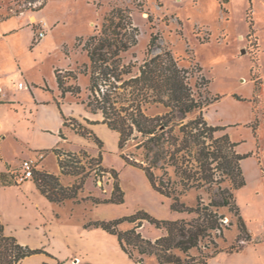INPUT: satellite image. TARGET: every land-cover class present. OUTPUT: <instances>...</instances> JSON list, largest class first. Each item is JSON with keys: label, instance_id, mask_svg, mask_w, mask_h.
I'll return each mask as SVG.
<instances>
[{"label": "rangeland", "instance_id": "1", "mask_svg": "<svg viewBox=\"0 0 264 264\" xmlns=\"http://www.w3.org/2000/svg\"><path fill=\"white\" fill-rule=\"evenodd\" d=\"M114 9L127 11L138 28L137 45L123 55L124 63L135 65V71L147 58L152 35L158 36L155 54L168 50L179 61L180 67L202 68V74L209 80V93L206 96L211 100L220 97L219 101L204 110V119L212 126L227 127L226 132L238 144L237 151L247 155L242 161L246 186L236 191L235 195L239 207L243 209L244 219L257 236L264 230V224L260 222L264 218V0H0V66L4 75H24L18 79L17 87L19 82H33L56 88L54 69L61 68L59 74L67 85L81 88L78 97L67 94L70 99L74 103L86 101L90 86V77L86 74L89 68L86 67L90 63L83 46L100 31L105 17ZM44 18L51 24L49 27L43 22ZM40 31H44L45 37H48L39 45L42 41ZM75 76L76 80L73 79ZM22 96L29 101L28 92L25 91ZM36 96L39 99L53 98L52 93L43 90H38ZM72 108L77 114L84 109L76 104ZM149 113L155 115L164 111L153 107ZM197 115H189L185 122L195 119ZM53 119L55 122L56 118ZM74 119L77 122L63 132L68 139L67 144L59 149L66 155L59 157L55 150L49 151L56 155L61 175L57 177L43 170L31 182L38 186L40 175H52L58 178V188L77 192L76 199L66 200L63 204L69 203L72 209L81 213L84 225L132 216L139 211L162 220L155 216L163 214L161 203L168 206L166 213L170 217H177V220L191 217L186 213L172 212L170 200L164 196L160 203L151 197L144 183L145 173L123 158L126 155L138 162L144 159L143 151L137 148L138 142L133 137L120 150L117 132L105 126L92 127L102 141L100 148L94 140L87 138L90 146L100 151L99 155H93L85 147H80L86 143V137L72 128V125H89L83 118ZM70 132L77 134L72 141H69ZM0 151L9 161H15L20 155L19 146L13 139L1 144ZM103 151L108 157L105 163ZM61 159L67 163L65 170L60 166ZM20 161L8 167L7 172L8 182L17 186ZM54 163V158L48 157L47 164L53 167ZM122 167H126V170ZM113 170L118 173L120 186L125 193V202L120 205L104 203L114 191ZM254 189L253 196L250 192ZM198 195L199 192L191 191L182 200L189 206H195ZM154 197L158 198V194ZM22 200L25 198L19 190L3 193L2 209L7 223L5 233L16 237L20 243L25 242L21 244L31 249H43L48 245L47 237L33 229H23L34 221L33 216L37 217L38 212L29 204L22 205ZM70 206L66 209L70 210ZM46 207L47 204L41 205V210L47 215ZM222 213L226 215L225 222L232 223L225 232L226 241L220 242L222 248L228 249L237 244L240 231L234 215L228 210ZM133 226L125 223L120 230L126 231ZM139 231L150 240L163 236L162 230L148 222H144ZM109 250L105 257L103 254L98 256L97 252L92 261L136 264L118 246ZM50 257L52 255L47 251V258L31 257L26 264H60L58 261H48ZM66 264L94 263L76 258L66 261ZM146 264H156V261L147 259Z\"/></svg>", "mask_w": 264, "mask_h": 264}, {"label": "trees", "instance_id": "2", "mask_svg": "<svg viewBox=\"0 0 264 264\" xmlns=\"http://www.w3.org/2000/svg\"><path fill=\"white\" fill-rule=\"evenodd\" d=\"M138 36V28L127 11L114 9L105 17L100 31L83 46L90 63L86 67L90 77L89 95L83 104L89 112L101 114L102 124L119 134L120 150L132 137L138 142L137 148L143 151L144 159L138 162L126 155L123 158L145 172L152 188L170 200L172 212L191 217L159 220L139 211L116 220L90 222L84 227L102 229L117 237L121 250L136 264H146L147 259H154L156 264H208L220 254L242 252L245 244L252 243V236L235 193L246 186L242 161L247 155L237 151L238 144L226 132L227 127L210 125L203 114L220 97L211 100L206 96L209 80L201 67H180L168 50L155 54L157 35H152L147 58L136 71L135 65L125 64L123 55L137 45ZM56 79L61 99L67 94L80 96L81 88L68 86L59 70ZM153 107L161 108L164 113L150 114ZM195 113H198L195 119L185 122ZM85 121L89 126L72 125L73 130L94 140L101 148L102 141L92 130L99 122ZM73 122L77 120L65 118L64 127H70ZM60 136L66 139L62 132ZM55 151L59 157L66 155L59 149ZM60 166L65 170L67 163L61 159ZM112 173L114 191L104 203L120 205L125 202V193L118 173L114 170ZM38 180V189L52 203L63 204L77 197V192L58 188L57 177L40 175ZM8 184L6 174H0V189ZM191 191L199 192L195 206L182 200ZM223 210L234 215L240 231L237 244L228 249L220 245L226 241L225 232L232 225L225 222ZM144 222L162 230L163 236L156 240L145 238L139 231ZM125 223L134 226L120 230ZM43 253L47 254L44 249H31L7 235L0 211V264H19Z\"/></svg>", "mask_w": 264, "mask_h": 264}, {"label": "crops", "instance_id": "3", "mask_svg": "<svg viewBox=\"0 0 264 264\" xmlns=\"http://www.w3.org/2000/svg\"><path fill=\"white\" fill-rule=\"evenodd\" d=\"M43 22L48 27L51 25L45 18L43 19ZM47 37L48 36H46L44 39L46 40ZM44 39H42L39 45L44 41ZM59 69L61 68H55L54 72ZM22 77H24V75ZM22 77L9 75L6 77L4 75L3 68L0 66V145L7 142L9 139H13L19 146L20 150V155L15 159V161H9L2 155L0 151V174H6L8 178V167L18 163L21 159V161H23L29 158H36L38 153L44 152L46 153V157L40 163L36 173L45 170L49 174H55V176L59 177V175H61V171L58 164V159L55 154L50 153L49 151L60 149L64 147L65 144H67L68 139H63L60 136V133H63L65 130V118L68 119L79 117L92 122H99V124L92 126L93 128L98 126H105L106 128L108 127L107 125L102 124V115L89 112L83 102L74 103L72 99H70L71 97L68 95L61 99V93L59 91L58 84L55 88L50 87L47 84L38 85L33 82H19V84L23 83L24 86L17 87L16 83L18 79ZM38 90L52 93L53 98H37L36 92ZM25 91L29 93V101H25L23 99L22 95ZM73 104L82 105L84 109L78 111L79 113L77 114L72 108ZM50 115H52V118ZM53 117L56 118V123L54 122ZM74 135L76 136L77 134H75V132L69 133V141H72V137ZM85 141L86 143H83L80 147H85L88 152L93 155H99V149L95 148V146L91 147V143L87 138ZM50 156L54 158L55 163L53 167L47 164L48 157ZM107 160V154L105 151H103L104 163ZM121 169L126 170V167H122ZM142 172L145 173L143 170ZM33 179L19 184V186L8 184L1 187L0 211L1 220L3 224H5V228L7 227V223L2 209L3 193L19 190V192H21L22 196L25 198V200L20 201V203L22 205L29 204L35 208V211L38 212V216L36 215L38 218L35 217V215H31L33 216L34 221H32L31 224H28L27 226L24 225L25 227L23 229L27 231L33 229L34 231L41 232L44 238L47 237L48 245L43 249L46 253L48 251V253L52 255V257H50L51 259H47L48 261H58L60 264H66V261H73V259L77 258L81 260H89L90 263L94 264H109L110 261H92V259L95 257L97 252L98 256L99 254H103V257H105L104 255L106 253V255L109 254V249H114L116 246H118V248L121 250L117 237L106 233L102 229H86L84 227L85 225L83 215L81 213L78 214L77 211L72 209V206H70L69 203L56 204L50 202L47 197L41 193V191L38 189V186L31 182ZM144 183L145 186H147L151 197L155 198L158 203L162 202L164 197L152 189L147 177ZM254 191L255 189L253 192H250V194H253V196ZM155 194H158V198L154 197ZM45 204H47V215L45 212H43L44 210H41V205ZM69 206L71 209L67 210L66 208ZM160 206L163 209V214H155L157 218L162 220H177V217H170V215L166 213L168 206L165 203H161ZM239 208L242 215L243 209L241 207ZM28 215H30V213H28ZM244 220L247 224L249 232L251 233L252 243L245 246L242 252L234 254H220L208 264H217L220 261H225L226 264H264V251H262L264 249V230L256 236L249 225L250 223L246 219ZM260 222L264 224V218H262ZM160 236H157L156 238ZM21 243L24 244L25 242ZM123 254L128 257L124 252ZM36 256H45L47 258V254L44 253L31 257ZM31 257L26 258L20 264H26V262H28L26 260L30 259Z\"/></svg>", "mask_w": 264, "mask_h": 264}, {"label": "built area", "instance_id": "4", "mask_svg": "<svg viewBox=\"0 0 264 264\" xmlns=\"http://www.w3.org/2000/svg\"><path fill=\"white\" fill-rule=\"evenodd\" d=\"M44 31L39 32V38L44 39L45 38ZM24 84L20 83L19 87H23ZM46 153L41 152L38 153L36 158H29L21 161L20 164V175L17 178V182L19 184H22L28 180H31L34 178L35 173L40 165V163L45 159Z\"/></svg>", "mask_w": 264, "mask_h": 264}]
</instances>
